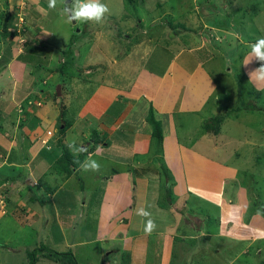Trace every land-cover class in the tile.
Returning a JSON list of instances; mask_svg holds the SVG:
<instances>
[{"label":"rangeland","instance_id":"374dc122","mask_svg":"<svg viewBox=\"0 0 264 264\" xmlns=\"http://www.w3.org/2000/svg\"><path fill=\"white\" fill-rule=\"evenodd\" d=\"M8 1L0 0V133L3 144L9 146L0 151V164L6 167L0 170V264H28V252L41 244L58 252L70 250L79 264H264V83L249 78V71L259 67L255 60L244 65L251 59L248 45L264 37V0H144L143 5L141 0H101L109 12L100 23L75 25L61 15V0L55 9L48 8V0H41L39 5L47 13L34 11L36 17L31 8L18 12L21 5L28 8L25 2H15L13 9L7 7ZM25 1L32 4V0ZM155 3L161 7L157 9ZM153 19L158 22L153 24ZM205 20L227 26V44L220 38L215 41L211 33L208 36ZM18 23L24 31L15 26ZM5 30L17 34L6 37ZM209 38L210 48L187 54L189 48ZM170 59L180 65L187 62L192 68L198 65L199 80L209 76L213 91L207 98L214 107L210 108L214 119L221 120L218 130L208 133L205 128L210 121L207 108L192 121L185 117L189 112L175 109V122L184 116L187 123L186 127L175 126L174 132L169 130V138L164 139L167 158L164 140L159 154L160 147H154L152 139L146 164L136 166L143 159L135 156L120 158L134 166L126 173L131 194L118 197L114 211L103 221L101 204L103 200L107 204L113 193L104 195L105 186L114 189L111 171L123 169L109 166L107 159L129 152L130 143L123 142L120 135L122 129L116 132L107 127L109 132L91 135L112 144L103 151L105 157L91 158L99 163L98 171L71 166L74 173L65 179L66 173L54 160L60 168L53 165L40 180L28 184L29 167L23 166L20 177L21 167L15 172L17 156L11 142L15 126L26 125L24 115L40 106L60 109L54 99L62 82L66 92L62 103L72 111L96 85H118L127 71L137 72L138 66L151 70L157 60L159 71L155 72L161 74ZM85 70L89 72L85 74ZM204 105L209 107L207 101ZM236 108L240 111H231ZM113 109L119 112L117 105ZM135 114L133 120L128 114L119 117L123 123H135L143 135L150 124L136 110ZM71 118V112L65 114L66 121ZM58 128L59 122L55 130ZM79 129L91 131L87 123ZM42 130H34L36 137ZM23 132L18 133V144L25 151L32 131ZM146 145L139 146L138 154L142 155ZM68 151L73 160L81 153L70 147ZM21 160L19 157L18 165ZM163 168L169 170L171 180H166L170 178ZM138 174L146 180L137 182ZM42 184L51 188L54 197L43 191ZM30 185L34 188L27 187ZM15 192L21 197L15 199ZM141 207L155 222L151 234L144 231L146 218L136 214ZM122 221L132 222V249L129 241L122 240L127 235V223ZM160 224L166 225L161 231ZM159 241L163 245L157 246V253L154 246ZM37 264L57 263L40 257Z\"/></svg>","mask_w":264,"mask_h":264},{"label":"crops","instance_id":"0c3cea01","mask_svg":"<svg viewBox=\"0 0 264 264\" xmlns=\"http://www.w3.org/2000/svg\"><path fill=\"white\" fill-rule=\"evenodd\" d=\"M15 2H20V4H24L25 2L24 5L27 4L28 8H26L25 6L22 7L23 5H21L22 8L19 7L18 12L21 10L29 11V8H31L33 10L31 12L32 17H36L34 11H36L37 14L38 13L43 14V12L47 13V10H45L39 5L41 0H32L31 1L32 4H29L25 0H10V3L8 1L6 5L7 7L8 5H10L9 7L15 9L14 7L16 6ZM158 2H161V1H158ZM141 4L142 5L144 4V0H141ZM155 5L157 9L161 7V4L155 3ZM165 14H168V12ZM1 16L3 17V14H0V17ZM159 21L163 22L161 18H159ZM156 22H158V20L153 19L152 23L154 24ZM213 23L214 24H209L206 22V20L204 21L203 28L204 29L206 28L208 30L206 33L208 34V36L210 35L209 33H211L215 41H217V39L220 38L222 43L225 42L227 44V38L229 37V34L226 30L227 26L225 28H222L224 24L215 25L216 22H213ZM166 27H168V24ZM183 30L186 32V30L188 29L185 28ZM216 32L223 33L224 36H220ZM231 35L232 34H230V36ZM158 36H159V33H156L155 36L153 37L155 42L157 41ZM236 37L240 38L239 34L236 33ZM148 41L150 42L151 38L148 37ZM211 42H212V38H209L208 40L205 39V41L202 40V42L198 46L194 45L191 48H189L187 51V54H192L197 51H202L206 49V46L210 48ZM140 44H142V42ZM172 59L169 60L167 66H165L166 68H164L161 74H159L158 72H155V69L156 71H159L158 60H157L154 65V68L151 67V70L143 69L138 66L137 72H135V69L127 71V73H124L123 75H121V77L122 76L123 77L121 78V83H119L118 85H114V84L107 85L106 83H103V82L96 85V88L92 92V94L89 97H86L85 99H83V101L77 107V109L72 110V111L68 110V108L65 106L66 104H61V105L59 104L63 100L64 93H66L64 92L65 90L63 87L64 82H62L61 97H60L59 103L57 101V96H56V99H54V104L59 105L60 109L55 108V107L53 109L48 106H43V107L40 106L37 109L35 108L33 113H31L30 115H24L25 116L24 121L26 125H22V126L16 125L15 126V131L13 132L15 134V139L11 141L12 146H15V155L17 156V158H15V163H17L15 164V172L19 171L21 167L20 174H18L20 177L22 176L21 174H22L23 166L29 167L30 169H29L28 175L30 178L29 180L31 181L28 180L27 181V184H28V182L40 180L39 177L41 175H44V173L46 172V169L49 170L50 168H52V166L54 165L53 161L57 160V158L59 157L61 153L60 152L61 149L57 146V141H58L57 136L58 135H57V130L55 129H56V125L58 123V117L60 115L62 108H65V111L68 114L71 112V115H72V118H71L72 121H69L71 123V126L65 131L63 142L67 145L68 149H69V145L72 144L73 142H75V146L78 145L76 143L81 144L79 146L86 148V151H83V153L86 154L85 155L86 159L94 158L97 155H101L102 157H105L102 155L103 151L105 149H108L109 148L108 146H110V148L112 147V144H109V145L107 144L108 142L102 143V141L100 142V140L93 139L91 136L92 134L95 133V135H97L98 132L99 133L104 132V131L109 132L107 127L111 128L113 131H116V132H119L118 128L122 129V133L120 131V135H122L123 142L125 141V139H127V141L130 143L129 152L128 153L126 152L123 154L119 153L115 155V158L107 159L109 160L108 161L109 166L111 167L120 166L123 169H121V172H119L116 169L113 172L111 171V173H113V178H112L113 180L110 182L111 183L114 182V185L117 188V190L115 187L114 189L111 188V185L108 187L105 186V188H107V191L104 193V195H106L111 190L113 191V193L111 195V199L108 198L107 204L105 203L104 200L101 204V208H100L102 210L101 220L103 221L105 217L110 215L108 213L112 214V212L114 211V207L116 205L115 203L117 202L116 199L118 197H121L122 195L128 196L131 194V192H129L128 190L130 186H129L128 176H126V173H127L128 168L130 171L131 167H134V166L133 164H126L125 162H120V158L126 160L125 158L127 156L129 157L135 156L139 158V160L143 159L140 162L139 161L137 162L136 166L139 167L143 164H146L145 161L148 159L146 155L149 157L148 149L151 146V142H150V140L152 139L151 125L149 127V131L147 130V132H145L142 135L140 134V132H137L138 130L135 129V126H134L135 123L133 122L131 123V121H126L123 123L119 115L128 114V116L133 120V116L136 110L143 116V120L146 121V124H148L147 117L149 115L150 110H152L154 118L157 121H159L161 124L162 131H163V140L165 138L167 139V137L170 136L169 130L172 129V131L174 132L173 129L175 126L177 127V125H180L181 127H184V126L186 127L187 122L184 116L182 117L178 116V120L177 122H175V119L177 118L175 112H173L175 109H178L180 111L184 109L185 111L189 112V114L185 115V117H189L188 121H192L191 119L198 118L196 114H198L199 111L207 108L205 110V113H207V117L209 116L210 121L214 120L212 110H210V108L212 107L210 106L211 100L207 98V96L208 95L210 96L213 91L212 81L209 78V76L207 77L205 75V77H201V79L199 80L197 76H199V71L201 69L200 67L199 69H197L198 65L192 68L188 66L187 62L180 65L178 63L172 62L173 61ZM196 60L198 61V58H196ZM88 72L89 70L84 71L85 74H87ZM201 74L204 75V73H201ZM206 101L209 104V107L204 105ZM129 102H131V104H129ZM177 102L179 104H177ZM115 105L119 107V112L117 111L118 115L116 114L117 112H115V110L113 109ZM213 105L217 106L216 104H213ZM213 108L214 107H212V109ZM178 114H181V113H178ZM31 115H34L35 120H33ZM123 119H126V117L124 116ZM199 120L201 121L202 119L199 118ZM86 123L88 125V128L91 130V131L89 130L90 131L89 133H85L86 131L83 132L82 129L77 130L78 126L83 127V125L85 126ZM41 127H43V130L41 131L39 136L36 137L35 133H38V132L34 130H38V128H41ZM23 130H24L23 132L24 134H25V130L26 132L32 131L31 138L27 137V140H29V142H28V145L25 151L20 149L19 144H18V139H19L18 133ZM48 132L50 133V135L48 134ZM1 136H3L2 133H0V151L4 150L6 147H8L9 149L8 145L3 144V141L1 140L3 137ZM80 137H83V141L80 140ZM96 141L99 143L95 144ZM163 143H165L164 144L165 145V155L164 156L166 157L167 156L166 155L167 140H164ZM163 143H162V146H164ZM141 144L146 145L145 147H143L144 151L141 152L142 155L138 154L140 150L139 146ZM92 147L94 150L90 151ZM98 147H99V150H98ZM124 151H126V149H124ZM24 154H25V158H23ZM19 157L20 159H23L21 160L20 165H18ZM24 159H26L25 162H24ZM22 163H24V165H22ZM192 163H195V162H192ZM2 164H0V167H1L0 170L3 168H6L5 166L2 167L1 166ZM168 165H173V164L168 163ZM40 166H42L43 169L38 170V167ZM134 169L136 170L137 168L135 167ZM65 179H68V178H65ZM140 180H146V179L143 176L139 177V174H138L137 182ZM147 181H150V180H147ZM15 182L18 185L16 187H19L20 182L18 181V179H15ZM27 187L34 188L31 185ZM25 189L27 190L26 187ZM44 192L49 194L46 191ZM20 197H21L20 193L15 192V199L20 198ZM50 197L52 198L54 197V195L51 194ZM128 203L129 201L126 202V205H129ZM132 207H134L132 208V210H134L135 206H132ZM122 222L123 223L121 224L127 223V225L124 224L127 229V235L126 237L125 235H123L122 240L129 241L130 248L132 249V242H133L132 236H134L132 235L133 233L132 228H131L133 226L132 222H130V224H128V221L126 222L122 221ZM166 224H169V222H167ZM160 226H161V229H160L161 231L163 228H165L166 225L163 227V224H160ZM136 227H138V230H136L138 233L142 225L136 226ZM158 245L162 246L163 243L159 241L157 245L154 246V251L156 250L157 253H158V250H157Z\"/></svg>","mask_w":264,"mask_h":264},{"label":"trees","instance_id":"16d2710c","mask_svg":"<svg viewBox=\"0 0 264 264\" xmlns=\"http://www.w3.org/2000/svg\"><path fill=\"white\" fill-rule=\"evenodd\" d=\"M128 3H132L134 0H126ZM171 24V23H170ZM24 27H22V31H24ZM185 29V28H182ZM17 33L15 32H8L5 30V32H3V35H6V37H10V36H16ZM26 43V42H25ZM24 43V51L26 50L27 46H28V41L25 44ZM257 66H259V64L257 63ZM73 76H75L73 74ZM72 76V77H73ZM60 105L63 104L62 102L59 103ZM231 111H240V108H236L233 109ZM233 113V112H232ZM66 114L65 108L61 109L60 115L58 117V122L60 125V128H58L57 131V135H58V141H57V146L61 149V154L59 155V157L57 158L56 162H54L55 164L58 163L60 165L55 166V168H60L59 170H63L66 173V178H69L70 176H72L73 171L71 169L72 168H78L84 161V157H85V153H80L79 157L76 160H73L72 157L70 156V153L68 151V147L67 145L63 142V137L65 135V131L71 126V123L69 121H66L64 119ZM237 116V115H236ZM219 118H217L216 120H211L210 122H208L207 124H205V128L207 129L208 133L210 132H216L218 130V126H217V122L220 120H218ZM147 122L151 125V137L153 139V145L155 146H159L160 148L157 150V153H161V144L163 141V131H162V127L159 121H157L154 118L153 115V111L150 110L149 115L147 117ZM221 122V120H220ZM216 130V131H215ZM96 143L98 144L99 142L96 141ZM156 144V145H155ZM94 150L93 147L90 149V151ZM23 158H25V154L23 156ZM76 168V169H77ZM164 169V173L165 175L170 178L169 174V170L166 168ZM136 174V173H135ZM170 179H166V180H171ZM132 186H133V190L135 187V180L132 178ZM43 190L48 192L49 194H51L52 190L51 188L47 187L46 185H43ZM47 258L51 261H53L54 263L57 264H79L77 262V260L75 259L73 253L69 250L66 252H58L46 245L41 244L40 247H38L37 249H33L32 251L28 252V264H37L39 258Z\"/></svg>","mask_w":264,"mask_h":264},{"label":"clouds","instance_id":"9594fccd","mask_svg":"<svg viewBox=\"0 0 264 264\" xmlns=\"http://www.w3.org/2000/svg\"><path fill=\"white\" fill-rule=\"evenodd\" d=\"M62 9L61 15L65 18V21L69 24H73V21L78 22H96L100 23L105 14L109 12L107 5L101 3V0H72L71 4H68L66 0H61ZM57 6V0H48V8L55 9ZM250 51L248 60L244 65L247 66L253 60H255L259 67H256L249 71L248 75L251 81L256 83H264V37L258 38L254 43L248 45ZM60 99V98H59ZM60 101V100H59ZM74 152L86 151V148L76 147L75 142L69 145ZM99 150V147H98ZM84 171H98L99 163L92 159H86L81 165ZM136 214L140 217L146 218L144 223V231L146 234H151L155 230V222L151 219V213L146 211L143 207L138 208Z\"/></svg>","mask_w":264,"mask_h":264},{"label":"water","instance_id":"95a60500","mask_svg":"<svg viewBox=\"0 0 264 264\" xmlns=\"http://www.w3.org/2000/svg\"><path fill=\"white\" fill-rule=\"evenodd\" d=\"M67 3H70V0H67ZM73 25H75V21H73ZM60 89H61V86L59 85L58 87H57V89H56V96H57V101L59 102V98H60V95H61V91H60Z\"/></svg>","mask_w":264,"mask_h":264},{"label":"built area","instance_id":"2783aa9c","mask_svg":"<svg viewBox=\"0 0 264 264\" xmlns=\"http://www.w3.org/2000/svg\"><path fill=\"white\" fill-rule=\"evenodd\" d=\"M22 21H23V19L20 17V15H18V22L21 24ZM19 23H18L17 25H15V26H17V27H21V28H22V25H19ZM17 27H16V28H17ZM48 134H50V133H48Z\"/></svg>","mask_w":264,"mask_h":264}]
</instances>
